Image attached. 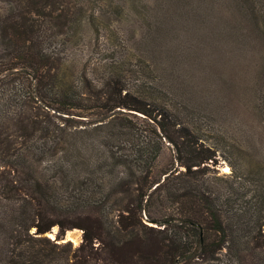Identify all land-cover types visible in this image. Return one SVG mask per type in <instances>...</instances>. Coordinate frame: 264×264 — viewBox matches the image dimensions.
Listing matches in <instances>:
<instances>
[{
	"label": "trees",
	"instance_id": "1",
	"mask_svg": "<svg viewBox=\"0 0 264 264\" xmlns=\"http://www.w3.org/2000/svg\"><path fill=\"white\" fill-rule=\"evenodd\" d=\"M236 1L264 27V0ZM0 5V264H264L249 201L209 182L215 149L120 77L67 71L75 2Z\"/></svg>",
	"mask_w": 264,
	"mask_h": 264
},
{
	"label": "rangeland",
	"instance_id": "2",
	"mask_svg": "<svg viewBox=\"0 0 264 264\" xmlns=\"http://www.w3.org/2000/svg\"><path fill=\"white\" fill-rule=\"evenodd\" d=\"M72 1L80 14L63 50L67 71H86L96 80L120 77L138 97L167 110L215 149L218 172H208L209 182L232 184L264 224V27L258 15L236 0ZM163 142L158 172L177 168L173 147ZM69 236L74 246L82 240L78 229Z\"/></svg>",
	"mask_w": 264,
	"mask_h": 264
},
{
	"label": "water",
	"instance_id": "3",
	"mask_svg": "<svg viewBox=\"0 0 264 264\" xmlns=\"http://www.w3.org/2000/svg\"><path fill=\"white\" fill-rule=\"evenodd\" d=\"M153 224H155V227H158V224H160V226H162L161 223H158V222H155V221H151ZM154 226V225H153ZM158 228H161V227H158ZM72 230H68L67 232H65V234L62 236V242H66V241H71V237L69 236V233L71 232ZM46 235L48 237H51L52 239H55L56 238V233L54 232V230L46 233Z\"/></svg>",
	"mask_w": 264,
	"mask_h": 264
}]
</instances>
